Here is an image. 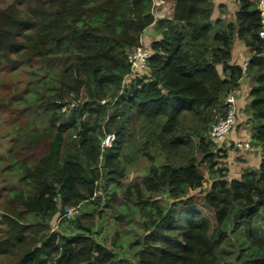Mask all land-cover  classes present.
Listing matches in <instances>:
<instances>
[{
    "label": "trees",
    "instance_id": "1",
    "mask_svg": "<svg viewBox=\"0 0 264 264\" xmlns=\"http://www.w3.org/2000/svg\"><path fill=\"white\" fill-rule=\"evenodd\" d=\"M172 1L170 19L154 17V0H13L0 9V67L39 62L37 107L47 114V124L30 128L19 147L30 158L13 153L21 188L15 203L4 205L0 254L19 250L15 264H129L98 243L90 226L77 223L78 231L61 234L50 222L96 198L101 179L119 183L133 161L129 127L144 123L152 125L144 142L155 149L151 165L141 185L121 190L134 199L143 228L128 247L135 264H264V232L256 226L264 212L258 0H238L234 20L215 24L212 0ZM150 26L159 38L148 46L147 73L136 75L128 53L142 46ZM235 37L250 53L245 68L230 62ZM244 76L252 98L244 112L261 160L229 179L218 160L226 149L209 130ZM161 189L170 201L150 202ZM30 215L34 226L25 223Z\"/></svg>",
    "mask_w": 264,
    "mask_h": 264
},
{
    "label": "rangeland",
    "instance_id": "2",
    "mask_svg": "<svg viewBox=\"0 0 264 264\" xmlns=\"http://www.w3.org/2000/svg\"><path fill=\"white\" fill-rule=\"evenodd\" d=\"M11 1L13 0H0V9L7 6ZM158 4L153 6L154 17L156 19H161V17L170 19L172 14L170 0ZM158 33L153 26L144 30L141 38L143 42L141 43L142 47L148 48L150 42L155 39ZM39 64V62L35 61L31 65L27 63H8L0 67V240L7 230V220L4 218V213H6L4 211V205L10 206L14 204V194L21 188V175L16 173L13 153L17 152L16 150L18 152L22 151L23 155H18L17 157H27L29 159L30 151L24 150V148L19 149L20 146L26 145L25 136L27 131L30 128L40 130L47 124V114L43 110L41 111L40 107H37L39 103L38 98L40 97ZM108 88L113 89L112 86ZM32 92L33 95H31ZM110 94L111 91H108L106 94L107 98H110ZM31 100L34 102L32 101V105L29 106ZM70 111L71 109L67 111V114ZM97 119L99 122L101 120L100 116ZM245 124H247L245 128L249 135L250 124L247 123V120ZM241 126L244 127V124L236 127L240 128ZM129 128L133 134V136H130V142L133 148V161L127 164L126 175L120 179L119 183L109 182L106 180L107 178L101 179L97 185L96 198L84 201L78 206L73 207L75 214L73 213L74 215L70 219L62 220L59 223H55L52 220L50 222V228L51 231H56L61 234H73L79 229L77 223L83 226H90L93 230V238L98 243L111 249L116 258L122 257L129 264H135L132 256L134 248L131 249L128 247L132 241L141 238L143 228L140 214L134 206V199H125L121 194V190L134 184H142L148 172V167L151 165L148 156L150 152L154 153L155 149L154 147L148 148L144 144L151 134V124H135L134 127L130 126ZM110 137L109 135L104 139V145L109 144L110 140L108 141L107 138ZM252 144V141L241 142L242 146L240 147L232 144L228 147L234 151L231 153V157L234 153L236 154L248 147L249 149L246 153L253 154L249 157L252 158L249 159V166H254L258 149H253ZM227 149L222 151L223 154L221 155H225L228 158L229 149ZM37 156H39V153L35 156V159L38 158ZM241 156L243 154H236L233 158L238 160ZM227 158L221 157L218 159L220 162L219 165L225 164L227 166V163H225ZM247 161L248 159L244 158L238 162ZM106 182L107 189L105 190L104 184ZM111 194H115L116 201L110 199ZM149 195V193H145V196ZM169 199L167 192L163 189L150 196V202L157 201L161 204L168 203L170 201ZM33 218L32 215L26 216L25 223L27 226H34ZM256 226L264 232L263 211L258 217ZM20 255L21 252L17 249L9 253L0 254V264H15L20 258Z\"/></svg>",
    "mask_w": 264,
    "mask_h": 264
},
{
    "label": "crops",
    "instance_id": "3",
    "mask_svg": "<svg viewBox=\"0 0 264 264\" xmlns=\"http://www.w3.org/2000/svg\"><path fill=\"white\" fill-rule=\"evenodd\" d=\"M165 1L168 2V0H157L156 2L153 3V6L159 5L158 3H163ZM212 2H213V11H212V16H211V21L213 24H215L216 21L227 23V22H232L234 20L235 12L238 9V0H212ZM170 3H171V12H172L173 1L170 0ZM157 38H159V34L155 37V39ZM249 57H250V53L245 43L242 40L235 37L232 43L230 62L237 64V65H241L243 68L244 65L246 66V62L249 60ZM250 87H251V78L248 76L246 77L244 76L239 81L237 89L233 92L235 106L238 110V114H237L238 121H237L236 126H239L240 124L242 125L244 124V127L241 126L240 128H237L235 126V128L231 130V132L225 137L224 141L219 144V146L221 147L223 146L222 149H227L232 144L238 145V144H241V142L243 143L245 141L247 142L250 141V134L249 135L247 134L246 132L247 129L245 128L247 125L245 123H246L248 116L244 112L245 106L252 100V98L248 95ZM256 146L257 148H255ZM252 147L253 149H258V153L256 154L254 166H249L250 164L249 159H252L249 157L253 154L246 153L247 150L249 149L248 147L236 153L237 155L243 154V156H241L238 160H235V158H233L234 155H236L235 153L231 157V153L234 151H232V149L229 150L228 158L226 160L229 179L238 178L240 173L246 168L254 169L259 166V163L261 160V156L259 153L260 147L258 145H255L254 143L252 144ZM244 158L248 159V161L238 162L240 159H244Z\"/></svg>",
    "mask_w": 264,
    "mask_h": 264
},
{
    "label": "built area",
    "instance_id": "4",
    "mask_svg": "<svg viewBox=\"0 0 264 264\" xmlns=\"http://www.w3.org/2000/svg\"><path fill=\"white\" fill-rule=\"evenodd\" d=\"M257 8L260 14L261 29L259 31V37L264 41V0H258ZM151 55V51L148 48L142 46L132 49L128 53V62L130 63V69L133 74H144L148 70V59ZM245 68V65L243 66ZM226 105V112L223 117H219L211 125L209 130V138L216 144L219 145L225 139V137L231 132L237 123L238 110L235 106L233 93L226 96L224 100ZM113 137L107 138L111 141ZM237 146H241L238 144ZM75 214L74 208H66L64 217L66 220L70 219Z\"/></svg>",
    "mask_w": 264,
    "mask_h": 264
}]
</instances>
